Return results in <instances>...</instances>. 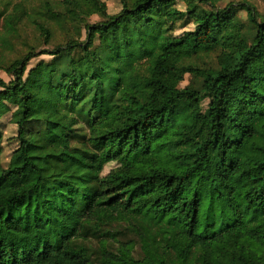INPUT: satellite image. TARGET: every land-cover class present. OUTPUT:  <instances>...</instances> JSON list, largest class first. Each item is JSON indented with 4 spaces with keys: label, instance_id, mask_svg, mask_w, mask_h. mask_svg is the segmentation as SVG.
Listing matches in <instances>:
<instances>
[{
    "label": "trees",
    "instance_id": "16d2710c",
    "mask_svg": "<svg viewBox=\"0 0 264 264\" xmlns=\"http://www.w3.org/2000/svg\"><path fill=\"white\" fill-rule=\"evenodd\" d=\"M220 1L0 0V226L47 237L0 264H264V20Z\"/></svg>",
    "mask_w": 264,
    "mask_h": 264
},
{
    "label": "rangeland",
    "instance_id": "374dc122",
    "mask_svg": "<svg viewBox=\"0 0 264 264\" xmlns=\"http://www.w3.org/2000/svg\"><path fill=\"white\" fill-rule=\"evenodd\" d=\"M229 1H238V0H222L218 3L219 7L226 6ZM251 2L261 14L262 20H264V0H246ZM68 12L72 9L66 7ZM245 14V13H244ZM97 20L96 16L91 18V21ZM50 57L48 55H44L40 58L34 59L31 61V65L28 66L27 72L30 68L34 67L40 60H47ZM30 77V75L28 76ZM0 78L5 81H9L10 76L0 70ZM59 91L52 92L47 85L46 82H42V94L35 100L33 107L35 109L33 116L37 118L45 119L51 127L58 128H69L74 126V119L72 116H69L66 113H61L56 111L55 105L58 99ZM74 159L80 160L82 162H87L86 159L79 153L70 154ZM17 183L24 182V179L21 177H16L14 179ZM78 216L76 214L67 215L64 217L63 221L58 226V231L64 235L70 233L72 228H75L78 222ZM45 242H47V237L45 234V230L41 227L36 228L30 234L17 233L12 230H7L4 227L0 226V245H3L6 249H12L15 251L21 245L29 243L33 246H38L41 248Z\"/></svg>",
    "mask_w": 264,
    "mask_h": 264
}]
</instances>
